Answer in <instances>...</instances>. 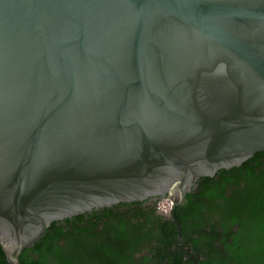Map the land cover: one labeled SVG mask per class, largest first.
Listing matches in <instances>:
<instances>
[{
	"label": "water",
	"instance_id": "obj_1",
	"mask_svg": "<svg viewBox=\"0 0 264 264\" xmlns=\"http://www.w3.org/2000/svg\"><path fill=\"white\" fill-rule=\"evenodd\" d=\"M264 152V0H0V244Z\"/></svg>",
	"mask_w": 264,
	"mask_h": 264
},
{
	"label": "flooded vegetation",
	"instance_id": "obj_2",
	"mask_svg": "<svg viewBox=\"0 0 264 264\" xmlns=\"http://www.w3.org/2000/svg\"><path fill=\"white\" fill-rule=\"evenodd\" d=\"M220 171L198 180L174 208L179 226L171 201L161 197L121 202L58 221L45 248L46 264H220V205L245 190V177L263 176L264 155L256 156L242 173L226 177L233 184L224 182ZM259 183L264 185V178Z\"/></svg>",
	"mask_w": 264,
	"mask_h": 264
},
{
	"label": "trees",
	"instance_id": "obj_3",
	"mask_svg": "<svg viewBox=\"0 0 264 264\" xmlns=\"http://www.w3.org/2000/svg\"><path fill=\"white\" fill-rule=\"evenodd\" d=\"M253 158L239 167H233L229 170H221L222 180L233 184V181L227 180L233 174L242 173L247 165L256 159ZM261 164V163H260ZM229 175V176H226ZM264 178L255 175L245 177L248 183L245 190H239L234 199L220 205L221 225L224 233L221 236L222 251H220V264H264V185H260L259 179ZM208 179V178H206ZM226 190V184H220V191ZM224 197V194L221 193ZM222 198V197H220ZM59 222H53L45 237L33 248L27 249L20 255V264H46L45 248L50 244L51 234ZM234 226L238 230L234 232ZM48 243V244H47ZM38 254V259L31 258ZM0 264H9L0 244Z\"/></svg>",
	"mask_w": 264,
	"mask_h": 264
},
{
	"label": "built area",
	"instance_id": "obj_4",
	"mask_svg": "<svg viewBox=\"0 0 264 264\" xmlns=\"http://www.w3.org/2000/svg\"><path fill=\"white\" fill-rule=\"evenodd\" d=\"M170 202L168 201V204H169ZM171 204V203H170Z\"/></svg>",
	"mask_w": 264,
	"mask_h": 264
}]
</instances>
